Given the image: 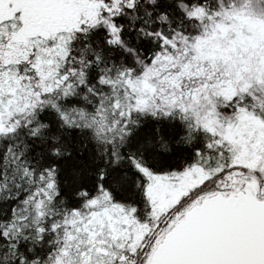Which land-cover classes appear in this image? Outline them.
Wrapping results in <instances>:
<instances>
[{
    "label": "snow or ice",
    "instance_id": "1",
    "mask_svg": "<svg viewBox=\"0 0 264 264\" xmlns=\"http://www.w3.org/2000/svg\"><path fill=\"white\" fill-rule=\"evenodd\" d=\"M0 264H264V0H0Z\"/></svg>",
    "mask_w": 264,
    "mask_h": 264
}]
</instances>
